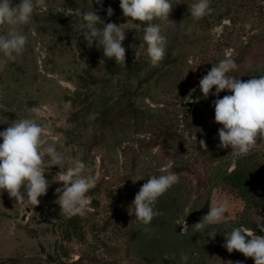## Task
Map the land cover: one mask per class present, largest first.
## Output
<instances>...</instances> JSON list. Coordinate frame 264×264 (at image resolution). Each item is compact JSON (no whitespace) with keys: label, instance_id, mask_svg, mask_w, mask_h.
<instances>
[{"label":"rangeland","instance_id":"1","mask_svg":"<svg viewBox=\"0 0 264 264\" xmlns=\"http://www.w3.org/2000/svg\"><path fill=\"white\" fill-rule=\"evenodd\" d=\"M195 2L170 0L173 23L151 21L165 37L156 66L143 40L147 25L124 17L119 0H102L105 10L95 0H45L18 27L28 38L23 54L11 61L0 53V131L35 117L46 144L65 161L62 168L46 163L50 187L37 206L26 193L17 203L0 192V264H184L181 252L187 264H254L222 245L225 233L240 226L264 235L257 228L264 223V144L258 139L244 156L218 148L222 125L213 101L232 93L204 98L199 80L227 57L238 65L229 73L234 78L264 75V0H210L212 11L199 20L189 13ZM92 8L125 30L126 67L104 57L98 41L89 48L78 35V13ZM8 31L0 26V35ZM76 161L85 163V175L98 176L83 216H69L54 202L58 173ZM162 169L180 179L156 201L162 215L146 232L132 204L149 177L166 174ZM224 199L225 218L197 232L192 226ZM184 221L189 228L181 234Z\"/></svg>","mask_w":264,"mask_h":264},{"label":"clouds","instance_id":"2","mask_svg":"<svg viewBox=\"0 0 264 264\" xmlns=\"http://www.w3.org/2000/svg\"><path fill=\"white\" fill-rule=\"evenodd\" d=\"M95 3L100 5V10H105L102 0H95ZM44 5L45 0H19L15 5L13 0H0V26H9L7 34L0 35V53L8 60L14 61L22 55L27 45L28 38L17 30L18 27L29 23L35 8ZM119 6L124 17L147 25L143 27V40L147 44L151 63L156 66L165 55V37L161 35L159 25L151 21L159 18L173 23L169 20L173 7L170 0H119ZM211 11L210 0H196L189 13L193 19L199 20ZM106 12L108 17L114 14L110 6ZM78 16L81 21L78 35L83 36L87 46L91 48L93 42L98 41L96 46L102 48L104 57L126 67V49L123 46L126 35L121 25L103 22L93 8L91 11L79 12ZM101 23L103 27H97ZM139 57L140 52L135 51V61ZM237 67L235 60L230 57L220 60L199 80V88L204 98L209 94L219 97L225 90L232 93L213 101L215 122L222 125L218 130L220 143L217 147L231 148L232 155L244 156L258 145V139L262 141L259 144H264V75L241 81L229 75ZM30 111L37 116L40 113L37 107ZM44 135L45 129L35 117L16 120L4 131H0V192L7 191L9 197L17 203L25 201L26 193L31 205H39L38 198L45 196L50 187V181L44 175L46 163L59 168L64 165L63 154L55 146L47 145ZM199 146L207 152L205 140H200ZM86 170L83 161H76L66 171L58 173L57 182H61L62 187L56 188L58 198L54 202L60 206L61 212L69 216L85 215L91 203V197L87 194L95 188L98 176L85 175ZM162 172L166 174L148 178L136 193L132 204L135 219L146 226V232L152 220L162 215L154 208L156 201L180 179L178 174L167 169H162ZM228 211L229 201L224 199L211 206L201 221L192 227L201 232L209 225L220 223ZM181 226V234H185L189 228L186 221ZM257 228L264 232V223H258ZM216 234V231L210 232L209 238L215 239ZM222 247L229 253L236 251L246 258H252L254 264H264V235H257L249 228L240 226L225 233ZM163 258L169 260L175 259V256L170 257L165 253ZM180 260L187 264L189 256L181 252ZM235 264L242 262L236 261Z\"/></svg>","mask_w":264,"mask_h":264}]
</instances>
